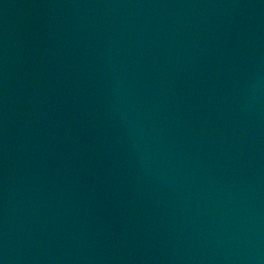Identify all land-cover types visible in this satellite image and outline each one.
<instances>
[{
  "label": "water",
  "instance_id": "obj_1",
  "mask_svg": "<svg viewBox=\"0 0 264 264\" xmlns=\"http://www.w3.org/2000/svg\"><path fill=\"white\" fill-rule=\"evenodd\" d=\"M0 264H264V0H0Z\"/></svg>",
  "mask_w": 264,
  "mask_h": 264
}]
</instances>
